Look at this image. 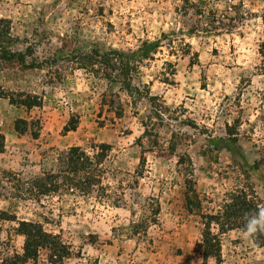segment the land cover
<instances>
[{
	"label": "rangeland",
	"instance_id": "1",
	"mask_svg": "<svg viewBox=\"0 0 264 264\" xmlns=\"http://www.w3.org/2000/svg\"><path fill=\"white\" fill-rule=\"evenodd\" d=\"M263 44L264 0H0V264L20 222L68 264H203L202 215L208 264H264Z\"/></svg>",
	"mask_w": 264,
	"mask_h": 264
},
{
	"label": "trees",
	"instance_id": "2",
	"mask_svg": "<svg viewBox=\"0 0 264 264\" xmlns=\"http://www.w3.org/2000/svg\"><path fill=\"white\" fill-rule=\"evenodd\" d=\"M260 54L264 62V44L261 45ZM6 97V94L0 92V98ZM13 103L22 104L29 109L34 107H41L42 99L38 96L31 97L29 101H17L9 98ZM6 139L0 133V154L5 152ZM243 204L251 211L256 209V204L250 200H243ZM158 212V211H157ZM204 229L202 232V241L199 248L202 249L203 264H208L211 258L218 263L221 261V241L217 234L212 230L214 223L218 224L221 230H225L224 225H220V216L218 215H202ZM257 221V219H254ZM253 221L255 229H257L256 236L259 244L264 246L263 230L259 228ZM19 231L24 237V246L21 254H14L4 261L3 264H68V261L75 257L71 248L67 246L59 235L47 232L39 223L20 222ZM138 230V226L135 227ZM136 232V231H135Z\"/></svg>",
	"mask_w": 264,
	"mask_h": 264
},
{
	"label": "clouds",
	"instance_id": "3",
	"mask_svg": "<svg viewBox=\"0 0 264 264\" xmlns=\"http://www.w3.org/2000/svg\"><path fill=\"white\" fill-rule=\"evenodd\" d=\"M256 232H257V229H255V228H247L246 235L254 234Z\"/></svg>",
	"mask_w": 264,
	"mask_h": 264
}]
</instances>
